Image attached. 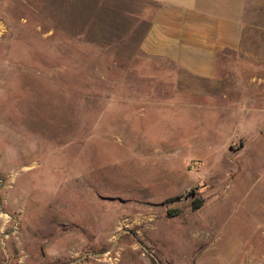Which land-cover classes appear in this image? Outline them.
<instances>
[{
  "label": "rangeland",
  "instance_id": "rangeland-1",
  "mask_svg": "<svg viewBox=\"0 0 264 264\" xmlns=\"http://www.w3.org/2000/svg\"><path fill=\"white\" fill-rule=\"evenodd\" d=\"M145 7L0 0V264H264V31L200 80Z\"/></svg>",
  "mask_w": 264,
  "mask_h": 264
},
{
  "label": "crops",
  "instance_id": "crops-1",
  "mask_svg": "<svg viewBox=\"0 0 264 264\" xmlns=\"http://www.w3.org/2000/svg\"><path fill=\"white\" fill-rule=\"evenodd\" d=\"M142 1L148 27L141 54L169 61L200 80L218 77L226 57L232 62L242 50L251 27L264 31V5L253 0Z\"/></svg>",
  "mask_w": 264,
  "mask_h": 264
},
{
  "label": "trees",
  "instance_id": "trees-1",
  "mask_svg": "<svg viewBox=\"0 0 264 264\" xmlns=\"http://www.w3.org/2000/svg\"><path fill=\"white\" fill-rule=\"evenodd\" d=\"M201 206H202V202L199 200V201H197L194 209H199Z\"/></svg>",
  "mask_w": 264,
  "mask_h": 264
},
{
  "label": "water",
  "instance_id": "water-1",
  "mask_svg": "<svg viewBox=\"0 0 264 264\" xmlns=\"http://www.w3.org/2000/svg\"><path fill=\"white\" fill-rule=\"evenodd\" d=\"M89 255H93V254H91L90 252H87V253L84 255L83 258H85L86 256H89Z\"/></svg>",
  "mask_w": 264,
  "mask_h": 264
}]
</instances>
